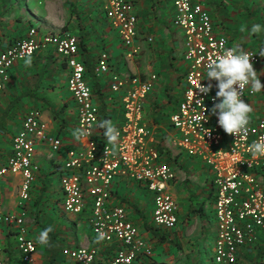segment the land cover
Instances as JSON below:
<instances>
[{"label":"built area","instance_id":"obj_1","mask_svg":"<svg viewBox=\"0 0 264 264\" xmlns=\"http://www.w3.org/2000/svg\"><path fill=\"white\" fill-rule=\"evenodd\" d=\"M104 16L121 44L129 49L126 57L132 59L138 49L134 0H106ZM171 25L179 30L184 40V90L176 113L169 118L178 134L174 146L181 153L197 159L213 172L215 189V238L212 248L213 264H237L239 249L259 242L264 254V189L260 176L264 156H253L251 145L264 142V118L253 121L246 133L229 135L219 127L211 115L216 96V82L206 79L207 65L226 50L234 49L224 35L214 32L209 13L194 0H172ZM148 39V42H151ZM52 48L66 64V88L77 112L76 133L86 145L65 151L60 176L62 209L71 215H82L89 206L88 223L95 238L112 244L116 250L107 264H139L151 252L137 227L131 223L120 206L110 204L113 181L117 176L142 184L152 193L151 223L159 230L171 232L179 225L178 205L169 193V185L176 173L167 163L160 162V154L152 143V133L143 124V105L152 90L155 75L147 81L135 76L123 78L111 74L109 56L102 52L95 61L93 76L101 81L109 75V91H122V124L116 128L117 139L93 138L99 122V110L93 103L92 91L85 76L83 60L79 59V38L69 32L40 34L38 27H30L23 38L13 40L0 54V92L8 79L9 71L42 49ZM253 66L260 58L245 51ZM200 84H212V91L203 95L197 90ZM246 86L242 99L254 96ZM197 90V91H196ZM206 117L208 119L206 120ZM38 145L49 147L51 154L59 153L62 140L50 136L47 125L38 109L26 112L20 128L14 135L11 153L0 168V178L20 175L18 214L7 213L0 202V228L14 234L21 264H32L36 244L27 237L25 204L39 173L35 161ZM63 255L74 264H95V248L64 249ZM0 264L2 261L0 260Z\"/></svg>","mask_w":264,"mask_h":264},{"label":"crops","instance_id":"obj_2","mask_svg":"<svg viewBox=\"0 0 264 264\" xmlns=\"http://www.w3.org/2000/svg\"><path fill=\"white\" fill-rule=\"evenodd\" d=\"M98 1L0 0V54L13 40L23 38L33 26L38 27L40 34L78 33L82 38L79 40V59L85 64L92 100L99 110V122L93 136L97 141L105 138V130L100 127L102 122L108 121L116 129L123 121L122 91L117 94L109 91V75L101 81L94 79L93 69L98 56L102 52L108 54L111 74L118 73L123 78L135 76L144 82L155 75L152 90L143 105V124L152 133V143L160 154V162L175 170V181L168 189L184 218L181 227L200 222V231L207 235L202 237L203 240L214 244L213 172L209 166L178 151L174 146L178 134L169 121L182 99L186 71L183 35L171 25L172 0H134L138 51L132 59L126 57L129 49L121 44L104 16L106 0H100V6ZM194 1L200 2L209 13L216 34L226 36L234 49L251 51L260 58L253 68L264 86V0ZM22 3L24 5L20 6ZM28 3L32 5L30 11L26 8ZM257 24L261 28L253 32L252 27ZM148 39L152 41L148 42ZM67 77L66 64L52 48L38 51L9 71L0 92V168L10 156L12 139L24 114L38 109L49 135L60 138L63 147L53 155L46 145H38L36 149L35 161L40 170L24 207L27 237L36 244L32 264H74L63 255V250L79 247L95 248V264H107L116 247L103 243L92 234L88 223L89 206L82 215L67 214L62 209L60 176L65 151L83 148L87 142L77 137L76 105L66 88ZM247 103L252 109L250 118L253 121L264 118V89L249 97ZM55 178L58 179L56 186ZM260 181L264 189V166ZM20 183V175L0 178V202L7 213H19ZM110 204L125 209L128 220L145 241L149 237L157 244L161 243L154 236V232L160 231L151 223L153 196L146 187L117 176L113 181ZM164 245L176 244L167 242ZM0 260L2 264L22 263L14 234L5 227L0 228ZM236 263L264 264L259 242L239 249Z\"/></svg>","mask_w":264,"mask_h":264},{"label":"clouds","instance_id":"obj_3","mask_svg":"<svg viewBox=\"0 0 264 264\" xmlns=\"http://www.w3.org/2000/svg\"><path fill=\"white\" fill-rule=\"evenodd\" d=\"M260 28V25H254L252 31H259ZM250 60V56L238 48L226 50L207 65L206 79H203L216 82L215 100L218 102L211 108V115L217 118L219 127L229 135L237 136L248 130L252 109L242 99L245 87L250 85L252 93L264 89ZM197 90L208 95L212 91V84L203 86L199 81ZM100 127L105 130L104 135L109 142L117 139V130L110 122L104 121ZM251 148L253 156H264V142L256 141Z\"/></svg>","mask_w":264,"mask_h":264},{"label":"rangeland","instance_id":"obj_4","mask_svg":"<svg viewBox=\"0 0 264 264\" xmlns=\"http://www.w3.org/2000/svg\"><path fill=\"white\" fill-rule=\"evenodd\" d=\"M100 4L101 1L99 0L98 5L100 6ZM23 5L22 3L20 6ZM31 7L32 5L30 3L26 5L29 11ZM73 34L76 36L79 35L78 33ZM54 180V185L56 186L58 179L55 178ZM183 220L184 218L181 217L179 213L180 224L176 229L170 233H162L165 239L168 240V243L173 242L176 245L167 246L164 245V243L157 244L154 238H147L149 243L146 242L152 246V249L150 254L140 261L141 264H213L211 262L213 243L209 244L207 241L203 240L207 235H205L204 231H200V222L187 223L183 228V226L181 227V222ZM200 254L204 256L202 263V256H199Z\"/></svg>","mask_w":264,"mask_h":264},{"label":"trees","instance_id":"obj_5","mask_svg":"<svg viewBox=\"0 0 264 264\" xmlns=\"http://www.w3.org/2000/svg\"><path fill=\"white\" fill-rule=\"evenodd\" d=\"M81 36L79 35L78 36V38H79V40L80 41H82V38H80ZM83 46V45H82ZM87 72V71H86ZM102 130H104L103 128H101ZM160 231V233L159 232H154V236L155 237H157L158 238V240L161 242V243H167L168 242V240H166L165 239V236H164V234H162V233H165L166 231H162V230H159ZM162 234V235H161ZM202 254V253H201ZM199 255V256H202V255ZM203 257L204 256H202V259H201V263H202V261H203Z\"/></svg>","mask_w":264,"mask_h":264}]
</instances>
